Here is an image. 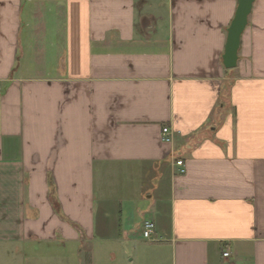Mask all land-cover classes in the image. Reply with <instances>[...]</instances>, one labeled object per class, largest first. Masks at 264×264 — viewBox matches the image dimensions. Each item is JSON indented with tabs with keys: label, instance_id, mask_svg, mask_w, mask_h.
Listing matches in <instances>:
<instances>
[{
	"label": "crops",
	"instance_id": "obj_1",
	"mask_svg": "<svg viewBox=\"0 0 264 264\" xmlns=\"http://www.w3.org/2000/svg\"><path fill=\"white\" fill-rule=\"evenodd\" d=\"M237 5L0 0V263L114 264L96 178L143 170L156 228L128 264H264V0L226 69Z\"/></svg>",
	"mask_w": 264,
	"mask_h": 264
},
{
	"label": "rangeland",
	"instance_id": "obj_2",
	"mask_svg": "<svg viewBox=\"0 0 264 264\" xmlns=\"http://www.w3.org/2000/svg\"><path fill=\"white\" fill-rule=\"evenodd\" d=\"M134 175L133 177H127L125 173L117 174L110 178L108 183L106 182V178L104 179L102 176L96 178L97 205L99 206L103 201H108L118 206L119 213H113L114 215H111V220L114 217L118 221L120 229L127 232V238L129 239L124 238L127 246L123 249L118 245L109 246L117 255V261L114 264H128L130 258L134 257L141 250L137 244L131 243V240H146L143 237L142 226L146 220L151 218L152 211L149 207L151 199L148 198V190L156 182L153 181V176L150 173L143 170L134 173ZM115 205L111 207L115 208ZM47 249L44 246L40 252H44ZM96 259L95 264H108L105 259V252L99 253ZM35 263L55 264V262H48L46 259L42 260V258Z\"/></svg>",
	"mask_w": 264,
	"mask_h": 264
},
{
	"label": "water",
	"instance_id": "obj_3",
	"mask_svg": "<svg viewBox=\"0 0 264 264\" xmlns=\"http://www.w3.org/2000/svg\"><path fill=\"white\" fill-rule=\"evenodd\" d=\"M256 0H237V9L234 19L227 30V40L223 55V65L226 69L237 67L241 38L248 26L249 17L252 13Z\"/></svg>",
	"mask_w": 264,
	"mask_h": 264
},
{
	"label": "built area",
	"instance_id": "obj_4",
	"mask_svg": "<svg viewBox=\"0 0 264 264\" xmlns=\"http://www.w3.org/2000/svg\"><path fill=\"white\" fill-rule=\"evenodd\" d=\"M180 134V131L170 127V126H165L162 128L161 131V137H162V141L166 144H171L174 141V138ZM175 165L179 168V173L180 174H185L186 173V165L185 162L181 159H177L175 160ZM155 224L150 221L147 220L144 222L143 224V237L145 239H151L154 234H155ZM231 252L229 249H227L224 253L223 256L225 258L230 257Z\"/></svg>",
	"mask_w": 264,
	"mask_h": 264
}]
</instances>
